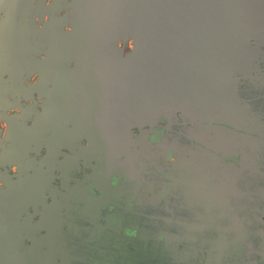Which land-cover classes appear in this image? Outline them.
Segmentation results:
<instances>
[{"label":"flooded vegetation","instance_id":"1","mask_svg":"<svg viewBox=\"0 0 264 264\" xmlns=\"http://www.w3.org/2000/svg\"><path fill=\"white\" fill-rule=\"evenodd\" d=\"M116 6L0 0V264H264V146L235 154L239 88L264 131V39L216 67L219 122L203 96L178 121Z\"/></svg>","mask_w":264,"mask_h":264},{"label":"water","instance_id":"2","mask_svg":"<svg viewBox=\"0 0 264 264\" xmlns=\"http://www.w3.org/2000/svg\"><path fill=\"white\" fill-rule=\"evenodd\" d=\"M116 1L121 17L131 25L127 31L135 33L137 42L146 43L150 56H156L158 96L152 102L158 108L157 116L169 114L179 121L184 107L203 96L200 103L205 119L213 124L219 122L216 115L225 102L220 98L222 94L213 73L220 64H234L236 57H244L256 47L257 40L264 39V0ZM142 72L152 74L153 68L142 69ZM149 80L142 86L147 90L144 96L148 108L154 93L150 90L154 85H150ZM138 87L131 86L132 90ZM238 90L240 92L235 94V154L239 151L240 161L243 155L249 160L250 146L255 149L264 146V131H240L246 129L250 117L248 101L242 99V91L248 89ZM244 96L246 99L247 95ZM165 99L168 100L163 105ZM242 116L244 121L239 120ZM121 132L126 138L131 136V131ZM192 132L189 143H201L197 131ZM216 132L224 138L234 133L206 131L211 139ZM175 134L182 136L183 131ZM228 141L229 138L224 140Z\"/></svg>","mask_w":264,"mask_h":264},{"label":"clouds","instance_id":"3","mask_svg":"<svg viewBox=\"0 0 264 264\" xmlns=\"http://www.w3.org/2000/svg\"><path fill=\"white\" fill-rule=\"evenodd\" d=\"M132 49H133V48H132ZM132 49H130V51H131ZM0 127H3V125L0 124ZM133 131H136V130L133 129ZM151 139H152L153 141H156L155 138H154V136H152ZM173 161H174V156L170 154V155L168 156V162H169V163H172ZM11 173H12V174H16V173H17V168H16L15 165H13V166L11 167ZM2 186H3V184L0 183V187H2ZM128 234H129V233H128ZM133 234H134V233H132V235H133ZM161 239H163V237H161Z\"/></svg>","mask_w":264,"mask_h":264},{"label":"bare ground","instance_id":"4","mask_svg":"<svg viewBox=\"0 0 264 264\" xmlns=\"http://www.w3.org/2000/svg\"><path fill=\"white\" fill-rule=\"evenodd\" d=\"M157 94H158V88H157ZM157 96H158V95H157ZM167 100H168V99H165V101L163 102V104H164V103H166V102H167Z\"/></svg>","mask_w":264,"mask_h":264},{"label":"rangeland","instance_id":"5","mask_svg":"<svg viewBox=\"0 0 264 264\" xmlns=\"http://www.w3.org/2000/svg\"><path fill=\"white\" fill-rule=\"evenodd\" d=\"M247 120H248V118H247Z\"/></svg>","mask_w":264,"mask_h":264}]
</instances>
